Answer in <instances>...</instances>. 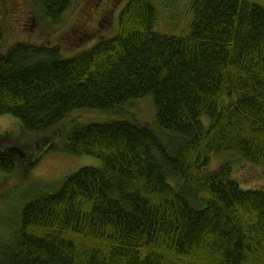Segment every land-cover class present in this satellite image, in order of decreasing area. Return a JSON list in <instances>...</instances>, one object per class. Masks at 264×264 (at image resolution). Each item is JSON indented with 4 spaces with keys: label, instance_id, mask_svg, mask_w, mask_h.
I'll list each match as a JSON object with an SVG mask.
<instances>
[{
    "label": "trees",
    "instance_id": "1",
    "mask_svg": "<svg viewBox=\"0 0 264 264\" xmlns=\"http://www.w3.org/2000/svg\"><path fill=\"white\" fill-rule=\"evenodd\" d=\"M79 2L31 9L48 32ZM124 2L116 35L87 49L0 50V117L15 118L25 140L59 139L70 157L98 162L33 182L0 236V264H264V189L244 188L228 160L210 167L226 155L264 169V7L190 0L189 30L176 36L156 28L163 0ZM147 97L153 123L125 113ZM85 111L105 118L72 122ZM7 147L0 171L11 175L25 163Z\"/></svg>",
    "mask_w": 264,
    "mask_h": 264
},
{
    "label": "rangeland",
    "instance_id": "2",
    "mask_svg": "<svg viewBox=\"0 0 264 264\" xmlns=\"http://www.w3.org/2000/svg\"><path fill=\"white\" fill-rule=\"evenodd\" d=\"M31 1L0 0L7 25V43L5 47H0L1 51L18 42L58 43L68 54L75 53L81 45L87 49L101 38L116 35L120 11L125 4V0H80L73 11L65 17L61 27L45 32L42 24L32 13ZM189 1L163 0L162 4H158L159 15L156 25L158 31L176 36L187 33L189 28L187 31L186 29L192 20V16L190 17L188 13L187 2ZM245 1L264 7V0ZM80 40L83 41L82 44H80ZM149 98L129 104L125 113L135 114L141 122L153 123L155 107ZM103 118L105 115L100 112L85 111L79 116H74L72 122L103 120ZM9 133H11L12 139L2 143L7 144V150L16 154L25 164H21L23 169L11 175L0 171L1 239L9 237L10 226L13 224V227L15 224L14 221L18 215L16 211L20 203L33 192V182L36 184L40 182L53 183L58 178L64 179L83 166H96L98 163L92 157H70L72 155L59 149L62 144L59 139L47 143V138L43 140L42 136H33L25 140V137L20 133L19 122L15 118L12 116L0 117V135ZM52 146H57L56 150L53 149L54 152H52ZM31 152L35 153V157L31 155ZM226 160L233 166L234 179L244 188L264 189V169L262 168L245 162L239 163L226 155L213 157L210 167L217 168L222 162H227ZM70 170L73 171L67 173Z\"/></svg>",
    "mask_w": 264,
    "mask_h": 264
}]
</instances>
